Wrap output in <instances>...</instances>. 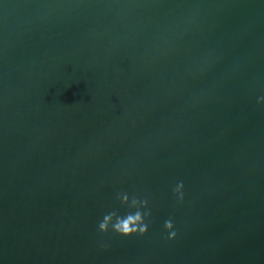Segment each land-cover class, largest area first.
<instances>
[{
  "label": "water",
  "instance_id": "water-1",
  "mask_svg": "<svg viewBox=\"0 0 264 264\" xmlns=\"http://www.w3.org/2000/svg\"><path fill=\"white\" fill-rule=\"evenodd\" d=\"M259 95L264 0H0V264H264Z\"/></svg>",
  "mask_w": 264,
  "mask_h": 264
},
{
  "label": "clouds",
  "instance_id": "clouds-1",
  "mask_svg": "<svg viewBox=\"0 0 264 264\" xmlns=\"http://www.w3.org/2000/svg\"><path fill=\"white\" fill-rule=\"evenodd\" d=\"M257 104L264 106V95L257 96ZM171 193L177 204H183L186 198L184 181H177L171 187ZM151 195L139 189L121 188L115 192L112 203L103 213L97 224V231L105 235L115 233L124 238L147 236L152 218ZM163 228L166 240L178 238L174 217L164 221ZM106 247L107 245H102Z\"/></svg>",
  "mask_w": 264,
  "mask_h": 264
}]
</instances>
